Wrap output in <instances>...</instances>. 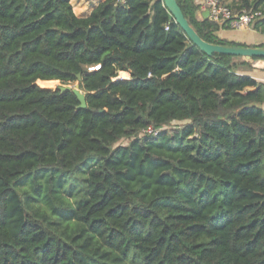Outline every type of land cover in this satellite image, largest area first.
Listing matches in <instances>:
<instances>
[{
    "label": "trees",
    "instance_id": "obj_1",
    "mask_svg": "<svg viewBox=\"0 0 264 264\" xmlns=\"http://www.w3.org/2000/svg\"><path fill=\"white\" fill-rule=\"evenodd\" d=\"M230 8L264 32V0ZM261 59L162 0H0V264H264Z\"/></svg>",
    "mask_w": 264,
    "mask_h": 264
},
{
    "label": "water",
    "instance_id": "obj_2",
    "mask_svg": "<svg viewBox=\"0 0 264 264\" xmlns=\"http://www.w3.org/2000/svg\"><path fill=\"white\" fill-rule=\"evenodd\" d=\"M162 1L165 8L168 10L172 18L177 23V25L185 33L186 37L192 43V45L197 47L207 56L218 54V55L242 57L245 59L264 58V47L262 46L250 47V46L216 45L205 42L198 36L196 31L190 26V24L184 17L181 9L179 8L176 0H162ZM203 18H208V11H205L203 13ZM58 89L60 91H71L79 101L80 105L78 108L84 109L86 107L84 95L79 90L77 85H75L74 87H70V86L59 87Z\"/></svg>",
    "mask_w": 264,
    "mask_h": 264
},
{
    "label": "crops",
    "instance_id": "obj_3",
    "mask_svg": "<svg viewBox=\"0 0 264 264\" xmlns=\"http://www.w3.org/2000/svg\"><path fill=\"white\" fill-rule=\"evenodd\" d=\"M104 0H100L97 5H95L91 10H87L85 0H70L74 14L79 18H86L90 15L91 11L95 9L101 2ZM196 5L201 4V0H193ZM225 4L230 7L239 6L241 0H222ZM85 5V6H84ZM196 18L198 20L203 18V13H199V10L196 12ZM220 38H225L227 41L248 45V46H256L264 44V32H261V29H254V24L248 28L241 30H221L218 33ZM264 66L254 68L253 71L249 72V75L256 79L259 82L264 83ZM124 73V72H123ZM125 74V73H124ZM123 79H127L128 75H124Z\"/></svg>",
    "mask_w": 264,
    "mask_h": 264
},
{
    "label": "built area",
    "instance_id": "obj_4",
    "mask_svg": "<svg viewBox=\"0 0 264 264\" xmlns=\"http://www.w3.org/2000/svg\"><path fill=\"white\" fill-rule=\"evenodd\" d=\"M123 1V0H121ZM208 11V18L219 24L225 23L230 30H241L250 27L260 16L259 11H241L234 13L222 0H201L199 13ZM151 132V129H148Z\"/></svg>",
    "mask_w": 264,
    "mask_h": 264
},
{
    "label": "rangeland",
    "instance_id": "obj_5",
    "mask_svg": "<svg viewBox=\"0 0 264 264\" xmlns=\"http://www.w3.org/2000/svg\"><path fill=\"white\" fill-rule=\"evenodd\" d=\"M99 1H100V0H85L87 10H91L95 5H97V4L99 3ZM74 3H75V0H74ZM84 6H85V5H84ZM236 63L239 64V65H238V70H240V71H243V72H246V71H247V73H248L249 70H251V69L247 70V69L249 68L247 65H245V67H244L245 69H243V66L240 65L241 63H239L238 61H236ZM262 66H264V60H262V59H261V60H254V61H252V62L250 63V67H253V68H258V67H262ZM246 68H247V69H246ZM263 70H264V69H263ZM118 77H119V78H125V77H123V75H121L120 73H119ZM56 85H57V84H56ZM56 85H54V86L51 87V88H55ZM184 123H185V122H181V123L173 122V123H171V124L165 126L163 129L166 130V131H172V129H175V128H178V127H181ZM127 143H128V140H126V139H123V140H120V141H119V144H123V145H125V144H127Z\"/></svg>",
    "mask_w": 264,
    "mask_h": 264
}]
</instances>
